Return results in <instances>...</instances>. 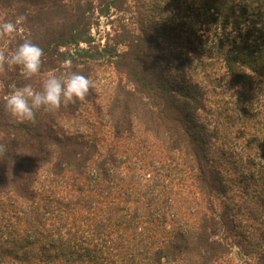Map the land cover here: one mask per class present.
Returning a JSON list of instances; mask_svg holds the SVG:
<instances>
[{"label": "trees", "instance_id": "1", "mask_svg": "<svg viewBox=\"0 0 264 264\" xmlns=\"http://www.w3.org/2000/svg\"><path fill=\"white\" fill-rule=\"evenodd\" d=\"M20 16L0 50L44 55L0 73V264H264V0H0ZM69 62L84 101L8 113Z\"/></svg>", "mask_w": 264, "mask_h": 264}, {"label": "clouds", "instance_id": "2", "mask_svg": "<svg viewBox=\"0 0 264 264\" xmlns=\"http://www.w3.org/2000/svg\"><path fill=\"white\" fill-rule=\"evenodd\" d=\"M26 18L20 16L15 22L8 21L0 23V37L12 38L17 31V26L22 24ZM10 42V40H9ZM43 49L30 39L20 43L11 55H6L0 50V73L6 68L20 67L26 80L37 75L41 69ZM66 72L62 77L50 73L43 81L41 90L37 91L30 84L17 88L15 84L10 87L14 89L7 96L5 108L8 113L20 122L32 121L36 110L43 108L48 112H54L68 105L82 102L94 87L93 82L81 71H73L71 63L65 65ZM7 152L5 145L0 144V157Z\"/></svg>", "mask_w": 264, "mask_h": 264}, {"label": "rangeland", "instance_id": "3", "mask_svg": "<svg viewBox=\"0 0 264 264\" xmlns=\"http://www.w3.org/2000/svg\"><path fill=\"white\" fill-rule=\"evenodd\" d=\"M100 19L101 20H100L99 24L97 26H93L91 29V32L95 38H99V39L102 38L100 41L102 43L103 39H104L103 38V32L105 30H108L109 26L107 25L106 19L104 17H101ZM235 250L236 249L232 248L231 257H233L234 263L235 264H248L249 260L246 259L247 257H245L242 252L240 253V252H238V250L237 251H235Z\"/></svg>", "mask_w": 264, "mask_h": 264}]
</instances>
